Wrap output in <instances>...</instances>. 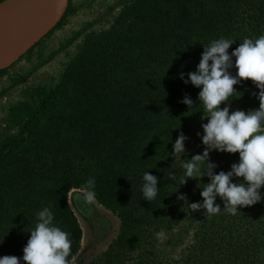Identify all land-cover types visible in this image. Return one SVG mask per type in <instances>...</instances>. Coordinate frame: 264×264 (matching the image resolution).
<instances>
[{
	"label": "trees",
	"instance_id": "obj_1",
	"mask_svg": "<svg viewBox=\"0 0 264 264\" xmlns=\"http://www.w3.org/2000/svg\"><path fill=\"white\" fill-rule=\"evenodd\" d=\"M69 12L68 2L54 28ZM260 35L264 0H128L107 29L85 34L57 83L8 108L0 139V257L23 256L36 213L48 207L54 223L70 234L69 262L80 249L82 229L68 192L89 194L85 182L95 177L92 197L116 214L119 225L88 264H264V199L236 215L223 211L219 198L220 213L194 211L189 203L202 200L208 177L179 186L182 164L196 153H171L177 135L207 114L199 89L178 73L187 78L213 39L235 40L231 52L245 37ZM24 78L13 77V83ZM234 88L230 99H238L230 103L259 106L251 80ZM186 94L194 103L189 109L180 102ZM210 159L217 173L228 171L238 153ZM145 170L159 178L151 202L141 191ZM181 193L189 203L177 199ZM176 226L188 242L175 257L177 235L170 236ZM161 230L170 234L163 243L156 237Z\"/></svg>",
	"mask_w": 264,
	"mask_h": 264
},
{
	"label": "clouds",
	"instance_id": "obj_2",
	"mask_svg": "<svg viewBox=\"0 0 264 264\" xmlns=\"http://www.w3.org/2000/svg\"><path fill=\"white\" fill-rule=\"evenodd\" d=\"M234 42L225 37L213 39L203 45L199 63L194 71L186 74L187 78L183 71L178 73L183 83L199 89L198 100L207 113L201 116L202 120L207 119L201 124L203 134L197 133L204 150L182 164L183 178L178 180V184L184 185L189 179L200 180L205 176L209 182L200 188L201 201L189 203L184 193L179 194L177 199L187 201L194 211L203 209L210 215L221 212L217 198L223 203V211L231 215H236L239 208L252 206L264 199L261 193L264 187V35L245 37L229 52ZM244 80H251L259 90L254 93L259 107L248 111L230 110V102L238 99H230L238 92L234 85ZM180 102L188 109L194 106L187 94ZM188 139L180 132L172 144L171 153L185 155V141ZM213 150L238 153V162L232 163L230 170L217 173L215 169L218 165L210 159ZM168 175L170 181L177 182L175 171ZM142 179L143 199L151 202L158 194L159 178L145 170ZM84 187L91 198L95 177L88 178ZM36 216L37 223L34 229L28 231L30 236L23 248V256H2L0 264H21V261L26 264H68L72 246L70 234L54 223V215L48 207L39 210ZM163 236V230L156 233L157 238Z\"/></svg>",
	"mask_w": 264,
	"mask_h": 264
},
{
	"label": "rangeland",
	"instance_id": "obj_3",
	"mask_svg": "<svg viewBox=\"0 0 264 264\" xmlns=\"http://www.w3.org/2000/svg\"><path fill=\"white\" fill-rule=\"evenodd\" d=\"M128 0H69L70 12L64 18L63 24L54 28L44 40L36 45L31 52L20 57L17 61L7 67V71L0 75V139L7 133L8 108L17 102L29 99V93H34L40 86L54 85L58 82L61 73L71 57L78 51L87 33L98 32L107 29L120 12ZM24 55V54H23ZM24 76L25 80L13 83V77L17 79ZM258 105H249L247 103H231L230 110L241 109L248 111L258 108ZM207 115V114H206ZM207 119L199 120L191 124L183 133L189 137L185 141L186 153H202L204 145L201 143L197 133L203 134L202 123ZM176 139V138H175ZM173 140L172 144L174 143ZM220 153L215 150L210 155ZM72 198V197H71ZM69 202V200H68ZM72 203V200H71ZM94 203V202H93ZM73 204V203H72ZM94 207L99 211L100 216L106 217L111 223V233L108 238L92 247V241H89L90 233L85 231V224L79 217L77 210L72 205L82 232V248L69 260L68 264H88L95 256L103 251L111 239L116 235L119 225L118 218L107 214L106 209L99 204L94 203ZM179 226L173 230V235H177L174 240L177 241L176 257L178 250L184 248L188 242V236L181 235ZM164 234L161 242H165L170 235ZM173 238V237H172ZM171 245V242H170ZM170 251V247H167Z\"/></svg>",
	"mask_w": 264,
	"mask_h": 264
},
{
	"label": "water",
	"instance_id": "obj_4",
	"mask_svg": "<svg viewBox=\"0 0 264 264\" xmlns=\"http://www.w3.org/2000/svg\"><path fill=\"white\" fill-rule=\"evenodd\" d=\"M39 0H0V70L9 67L51 31L64 15L69 0H53L43 19L35 22L33 11ZM88 196L81 189L68 192ZM73 208V207H72Z\"/></svg>",
	"mask_w": 264,
	"mask_h": 264
},
{
	"label": "flooded vegetation",
	"instance_id": "obj_5",
	"mask_svg": "<svg viewBox=\"0 0 264 264\" xmlns=\"http://www.w3.org/2000/svg\"><path fill=\"white\" fill-rule=\"evenodd\" d=\"M88 194V193H87ZM99 204L92 196L89 198L88 196L73 193L72 195V203L75 210H77L79 217L85 224V231L88 229V232L91 234L89 237V241H92V247H96V245L104 242L111 233V223L106 217L103 218L100 216L99 211L94 207V203ZM101 205V204H99ZM102 206V205H101ZM105 208L104 206H102ZM106 209V213L117 218L116 214H114L109 209ZM84 234V232H82ZM82 248V238L80 242V249ZM79 249V251H80ZM78 251V252H79ZM77 252V254H78Z\"/></svg>",
	"mask_w": 264,
	"mask_h": 264
},
{
	"label": "bare ground",
	"instance_id": "obj_6",
	"mask_svg": "<svg viewBox=\"0 0 264 264\" xmlns=\"http://www.w3.org/2000/svg\"><path fill=\"white\" fill-rule=\"evenodd\" d=\"M53 0H39L33 11V19L37 23L43 19L44 15L50 9Z\"/></svg>",
	"mask_w": 264,
	"mask_h": 264
}]
</instances>
